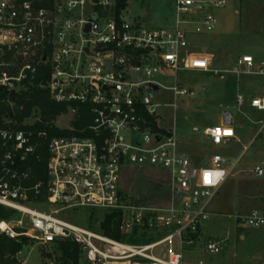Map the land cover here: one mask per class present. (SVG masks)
I'll return each instance as SVG.
<instances>
[{
	"label": "built area",
	"instance_id": "built-area-1",
	"mask_svg": "<svg viewBox=\"0 0 264 264\" xmlns=\"http://www.w3.org/2000/svg\"><path fill=\"white\" fill-rule=\"evenodd\" d=\"M173 1L175 23L149 28L126 21L124 8L117 12V0H0V90L8 92L7 103L12 107L17 99L10 98L13 90L21 97L33 88L49 89L55 102L71 104L65 128L73 132L51 138L47 180L31 183V170L21 164L37 150L34 132L13 127V120L0 127V205L19 213L14 223L0 220V233L26 236L41 246L69 239L89 264H185L182 251L200 246V237L188 235L198 233L209 218L207 204L223 183L206 187L203 170L222 169L227 177L234 165L227 169L224 157L211 154L206 166L197 168L182 152L175 132L159 125L156 95L164 86L154 77L164 71H210L206 56L184 51L194 35L217 30L218 19L209 9L224 7L228 0ZM41 64L50 69L47 81H37ZM231 72L264 78V62L243 55ZM148 84L159 88L150 90ZM169 89L177 96L189 93L187 88ZM85 103L92 106V121L76 130L72 122ZM251 106L264 110V95L252 98ZM204 135L214 146L236 138L234 128L224 124L207 127ZM124 165L167 169L169 204L130 202L119 185ZM255 173L262 176L264 170L256 166ZM201 198L207 200L202 203ZM76 209L121 213L119 228L125 235L136 229L163 235L138 244L117 240L73 222ZM236 219L240 228L264 230V206ZM175 239L178 252L173 249ZM226 242L208 240L204 249L219 254Z\"/></svg>",
	"mask_w": 264,
	"mask_h": 264
},
{
	"label": "rangeland",
	"instance_id": "rangeland-1",
	"mask_svg": "<svg viewBox=\"0 0 264 264\" xmlns=\"http://www.w3.org/2000/svg\"><path fill=\"white\" fill-rule=\"evenodd\" d=\"M209 12L218 19L217 30L210 35H194L193 44L184 52L210 55L211 72L164 71L154 77L164 86L156 95L161 104L157 108L159 125L175 132L181 150L187 151L185 154L195 166H206L211 154L224 157L227 169L234 165L218 193L207 204L209 218L200 224V246L184 249L183 261L185 264H262L264 230L238 227L236 215H246L252 209L264 206V173L262 176L255 173L256 166L264 170V111L251 107L253 97L264 95V78L255 73L236 74L231 69L246 53L264 61V0H228L224 7L211 8ZM122 13L126 21L140 22L149 28L172 26L176 19L173 0H128ZM209 36H212L210 40L205 39ZM88 65L87 61L86 70ZM222 75L226 77L224 81ZM245 81L250 84L249 90L245 89ZM173 86L187 88L188 95L177 96L169 89ZM225 111L232 113L231 125L237 139L228 145H210V152H197L195 149H201L199 145L204 141V129L218 125ZM36 119L24 123H34ZM70 121L69 114L61 115L55 124L65 128ZM169 181L168 170L155 167L124 165L119 173V185L129 196V201L143 205L169 204ZM206 200L201 198L202 203ZM85 211L88 210H73V222L87 225L86 218L82 217ZM96 212L101 215L104 210ZM67 219L71 220L69 216ZM14 220L10 221L14 223ZM162 235L151 233L149 239L153 242ZM220 239H227L224 252L211 254L205 251L208 240ZM173 245L174 251L178 252L177 239ZM162 248L167 251L166 246ZM60 255L55 245L41 246L30 241L17 254V259L27 264H64ZM79 264H87L81 254Z\"/></svg>",
	"mask_w": 264,
	"mask_h": 264
},
{
	"label": "trees",
	"instance_id": "trees-1",
	"mask_svg": "<svg viewBox=\"0 0 264 264\" xmlns=\"http://www.w3.org/2000/svg\"><path fill=\"white\" fill-rule=\"evenodd\" d=\"M128 0H117V12L127 7ZM50 78V69L48 66L41 64L37 81H47ZM8 92L0 90V127L9 126V120H13L17 129L31 130L34 132L33 140L39 143L34 155L30 156L26 162L21 164L22 168H29L32 173L31 183L38 181L46 182V162L49 155V142L51 138L56 136H64L73 133L66 128H60L55 124V120L61 115H65L69 111L70 103H57L51 98L49 89L33 88L26 94L21 95L15 100V106L11 107L7 103ZM75 105V104H73ZM92 106L85 103L78 106L76 118L73 120V127L78 130L82 129L92 121ZM40 116L41 120L31 125H23V123L31 118ZM5 118V119H3ZM153 122V120H152ZM155 124V122H153ZM38 132H45L46 136L39 137ZM18 212L0 205V220L10 221L18 216ZM85 223L93 230L99 231L109 237L117 240H125L127 242L138 244L150 242L151 235L146 232L140 233L136 229L132 234L125 235L120 231L121 213L104 211L103 214L97 213L95 210L83 212ZM201 228L198 233L189 234L190 238L197 239L201 236ZM30 242L26 236L11 238L4 233H0V264H21L17 259V254L22 251L23 247ZM56 250L61 254L60 259L64 264L71 262L79 264L81 249L79 245L69 239L59 240L56 244ZM89 264V263H87Z\"/></svg>",
	"mask_w": 264,
	"mask_h": 264
},
{
	"label": "crops",
	"instance_id": "crops-1",
	"mask_svg": "<svg viewBox=\"0 0 264 264\" xmlns=\"http://www.w3.org/2000/svg\"><path fill=\"white\" fill-rule=\"evenodd\" d=\"M175 23V22H174ZM212 37V36H211ZM211 37L209 36V37H205V39H208V40H210L211 39ZM209 43L210 42H213V41H208ZM192 44H193V42H192ZM203 55V54H202ZM245 55H252V54H249V53H246ZM204 56H206L207 58H208V60L211 58L210 57V55H204ZM243 56V55H242ZM242 56H240L239 58H238V61H239V59L242 57ZM253 56V55H252ZM254 57V56H253ZM254 59H255V57H254ZM256 60V59H255ZM237 61V62H238ZM257 62H261L262 60H256ZM262 62H264V61H262ZM209 64L211 65V62H210V60H209ZM201 71V70H200ZM203 72H205V71H203ZM208 72H211V70L210 71H208ZM215 72V71H214ZM218 73H220V71H217ZM226 79V77L225 76H221V80L222 81H224ZM244 85H245V89L246 90H249V88H250V84H249V82L248 81H245V83H244ZM240 97V96H239ZM254 98V97H253ZM240 99V98H239ZM252 107V106H251ZM254 108V107H253ZM256 109V108H255ZM258 110V109H257ZM260 111H264V110H260ZM224 122V116L221 118V120H220V123L218 124V125H221V124H224L223 123ZM215 126H217V125H215ZM232 126V125H231ZM209 127H212V126H209ZM207 128V127H206ZM205 128V129H206ZM204 129V130H205ZM235 139H237V135H236V138ZM235 139H233V140H235ZM203 143L202 144H200L199 145V147L201 148V149H195L197 152L198 151H200V153H202V152H210V150L211 149H209L210 148V144H209V142H208V140L206 139V137H205V135H204V131H203ZM233 140H231V141H233ZM230 141V142H231ZM229 142V143H230ZM202 146V147H201ZM182 152H184V153H186L187 151H185L184 149H182ZM241 238H244V235L243 234H241Z\"/></svg>",
	"mask_w": 264,
	"mask_h": 264
},
{
	"label": "clouds",
	"instance_id": "clouds-1",
	"mask_svg": "<svg viewBox=\"0 0 264 264\" xmlns=\"http://www.w3.org/2000/svg\"><path fill=\"white\" fill-rule=\"evenodd\" d=\"M219 159V158H216ZM208 174L209 183H205V174ZM226 177V173L222 169L213 168V169H205L203 170V182L206 187H216L220 185Z\"/></svg>",
	"mask_w": 264,
	"mask_h": 264
},
{
	"label": "water",
	"instance_id": "water-1",
	"mask_svg": "<svg viewBox=\"0 0 264 264\" xmlns=\"http://www.w3.org/2000/svg\"><path fill=\"white\" fill-rule=\"evenodd\" d=\"M94 1L97 2V0H94ZM94 22L96 23V19L94 20ZM89 30H90V25H87L86 31H89ZM45 59H46V55H44L43 61H45ZM106 88H108V87H106ZM147 88L150 90H158L159 87L157 85H154V84H148ZM10 98L12 100H15L16 98H20V95H18V93H16L13 90L10 93ZM223 116H224V122H223L224 125H231L232 124V113L229 111H225ZM64 197H67V195L65 194ZM195 201L197 202V199Z\"/></svg>",
	"mask_w": 264,
	"mask_h": 264
},
{
	"label": "snow or ice",
	"instance_id": "snow-or-ice-1",
	"mask_svg": "<svg viewBox=\"0 0 264 264\" xmlns=\"http://www.w3.org/2000/svg\"><path fill=\"white\" fill-rule=\"evenodd\" d=\"M217 133L219 134V130H217ZM226 135H230L231 133L230 132H228V133H225ZM210 181H209V178H208V174L206 173L205 174V183H209Z\"/></svg>",
	"mask_w": 264,
	"mask_h": 264
},
{
	"label": "bare ground",
	"instance_id": "bare-ground-1",
	"mask_svg": "<svg viewBox=\"0 0 264 264\" xmlns=\"http://www.w3.org/2000/svg\"><path fill=\"white\" fill-rule=\"evenodd\" d=\"M122 264H128V263H122Z\"/></svg>",
	"mask_w": 264,
	"mask_h": 264
}]
</instances>
